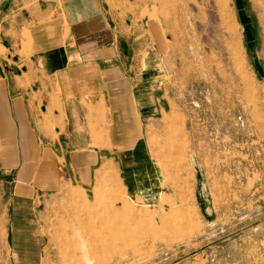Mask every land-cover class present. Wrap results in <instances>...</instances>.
<instances>
[{
	"label": "rangeland",
	"instance_id": "374dc122",
	"mask_svg": "<svg viewBox=\"0 0 264 264\" xmlns=\"http://www.w3.org/2000/svg\"><path fill=\"white\" fill-rule=\"evenodd\" d=\"M39 1L0 0V41L2 17L16 24ZM147 1L132 62L159 110L138 167L110 158L82 184L57 158L28 201L18 170L0 177V264H264V0ZM1 44L0 68L21 71ZM23 223L40 230L36 260L16 255Z\"/></svg>",
	"mask_w": 264,
	"mask_h": 264
},
{
	"label": "crops",
	"instance_id": "0c3cea01",
	"mask_svg": "<svg viewBox=\"0 0 264 264\" xmlns=\"http://www.w3.org/2000/svg\"><path fill=\"white\" fill-rule=\"evenodd\" d=\"M145 6L147 0H40L16 24L2 17L11 22L0 41L4 54L24 60L21 71L0 68V177L18 170V197L28 201L30 184L52 183L46 169L57 158L82 184L96 163V179L114 167L110 158L126 171L138 167L144 127L159 110L153 76L132 62L140 52L132 44L147 41L133 25L144 20ZM32 162L33 182L26 176ZM16 211L31 212L22 202ZM16 229L31 234L19 237L16 255L36 260L40 230L24 223Z\"/></svg>",
	"mask_w": 264,
	"mask_h": 264
},
{
	"label": "bare ground",
	"instance_id": "6f19581e",
	"mask_svg": "<svg viewBox=\"0 0 264 264\" xmlns=\"http://www.w3.org/2000/svg\"><path fill=\"white\" fill-rule=\"evenodd\" d=\"M223 7V6H222Z\"/></svg>",
	"mask_w": 264,
	"mask_h": 264
}]
</instances>
